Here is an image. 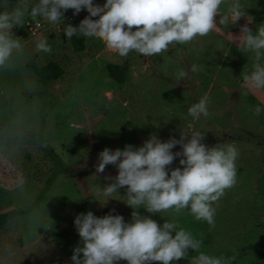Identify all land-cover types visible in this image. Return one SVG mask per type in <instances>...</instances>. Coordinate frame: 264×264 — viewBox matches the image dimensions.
<instances>
[{
    "label": "rangeland",
    "instance_id": "1",
    "mask_svg": "<svg viewBox=\"0 0 264 264\" xmlns=\"http://www.w3.org/2000/svg\"><path fill=\"white\" fill-rule=\"evenodd\" d=\"M16 2L0 0V11ZM241 2L255 32L264 24V0ZM225 9L221 5L222 13ZM63 19L61 30L25 17L23 26L13 28L25 54L0 71V213L13 211L0 226V264H73V249L82 246L74 225L80 213L121 215L130 223L133 209L126 203L110 199L101 205L108 198L99 187L118 171L108 165L97 173L99 153L106 147H140L152 134L162 142L179 139L181 130L204 132L209 147L234 144L239 150L237 184L214 205L215 226L195 220L188 210L138 211L161 225L165 219L176 222L202 241L200 251L229 258V264H264V112L254 114L256 106L264 107V93L244 94L243 73L253 70L255 58L228 39L229 31L240 34L245 19L222 28V34L172 44L149 58L134 51L120 57L98 38L79 34L84 47L75 50L63 29L78 27L84 17L69 9ZM35 22L32 33L28 26ZM41 39L50 53L36 51ZM123 62L127 73L120 83L105 66ZM28 63L41 71L40 78L25 67ZM193 64L198 72L191 71ZM181 69L188 76L177 80ZM205 95L209 116L194 120L188 108ZM181 150L177 145L172 151ZM179 159L171 168L182 167ZM125 193L126 187L120 189L121 196ZM37 210L39 226L32 224ZM196 255L189 250L176 264H190Z\"/></svg>",
    "mask_w": 264,
    "mask_h": 264
},
{
    "label": "clouds",
    "instance_id": "2",
    "mask_svg": "<svg viewBox=\"0 0 264 264\" xmlns=\"http://www.w3.org/2000/svg\"><path fill=\"white\" fill-rule=\"evenodd\" d=\"M69 9L74 15L86 9L89 15L78 27L66 26V37L79 34L98 38L120 57L133 51L147 58L157 56L168 52L172 44L187 45L197 37L222 34V28L229 29L244 18L240 34L229 31L228 39L238 42V48L255 58L253 70L243 73L244 94L264 93V24L252 31L248 25L253 23V17L246 13L241 0H106L102 6L93 0H36L34 4L31 0H17L0 11V71L10 70L15 60L25 54L22 38L13 33L15 26H23L25 17L47 21L61 29ZM35 48L37 52H51L46 39H41ZM199 70L198 65L191 66L193 73ZM187 76L188 72L181 69L177 80ZM208 103L205 95L188 108V114L194 120L208 117ZM262 112L264 107H255V115ZM205 138L204 132L181 130L179 139L171 137L162 142L152 134L140 147L128 144L123 150L104 148L98 155L96 172L103 173L113 165L118 174L106 177L109 182L99 187L108 198L101 205L110 199L121 200L133 209L132 221L125 222L123 216L113 214L98 217L92 211L78 214L74 225L82 246L73 249V264H118L122 260L127 264H176L189 257V250L197 253L190 264H229V258L200 251L202 241L176 222L165 219L161 225L138 211L143 208L159 214L188 210L195 220L215 226L214 205L237 184L239 150L234 144L209 147L203 143ZM177 145L182 150L173 152ZM177 158L182 167L173 169L171 165ZM125 187L126 193L121 196L120 189ZM113 194L124 199L113 198ZM40 223V213L34 211L32 224Z\"/></svg>",
    "mask_w": 264,
    "mask_h": 264
},
{
    "label": "trees",
    "instance_id": "3",
    "mask_svg": "<svg viewBox=\"0 0 264 264\" xmlns=\"http://www.w3.org/2000/svg\"><path fill=\"white\" fill-rule=\"evenodd\" d=\"M64 25H66L65 22H64ZM70 41L75 50H81L84 47L82 37H77L76 35H74L70 38ZM49 66L53 67L52 65H49ZM25 67L29 71L37 74L40 78L42 73L39 69H37L36 66H34L33 63H28L25 65ZM105 67H106V71L110 78L120 83L124 81L125 75L127 73V65L125 62L120 63V64L119 63H108L106 64ZM12 215H13L12 210L1 212L0 213V226L6 223L7 221H9L12 218Z\"/></svg>",
    "mask_w": 264,
    "mask_h": 264
},
{
    "label": "built area",
    "instance_id": "4",
    "mask_svg": "<svg viewBox=\"0 0 264 264\" xmlns=\"http://www.w3.org/2000/svg\"><path fill=\"white\" fill-rule=\"evenodd\" d=\"M105 2H106V0H93V3H94L95 5H100V6H102ZM78 15H81V16H83V17L85 18V17L88 16L89 14H88L87 10L85 9V10H82ZM93 19H95V18L93 17ZM27 24H28V23H27ZM28 25H29V24H28ZM38 25H39V22H35L34 25L31 24V25H29L28 27H29L30 31H31L32 33H34L35 30H36V26H38Z\"/></svg>",
    "mask_w": 264,
    "mask_h": 264
},
{
    "label": "water",
    "instance_id": "5",
    "mask_svg": "<svg viewBox=\"0 0 264 264\" xmlns=\"http://www.w3.org/2000/svg\"><path fill=\"white\" fill-rule=\"evenodd\" d=\"M61 27H62V25H61Z\"/></svg>",
    "mask_w": 264,
    "mask_h": 264
}]
</instances>
